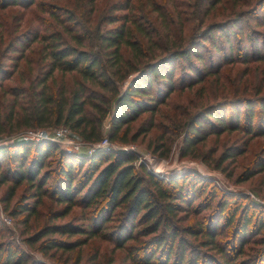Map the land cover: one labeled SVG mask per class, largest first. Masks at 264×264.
<instances>
[{
    "label": "rangeland",
    "instance_id": "374dc122",
    "mask_svg": "<svg viewBox=\"0 0 264 264\" xmlns=\"http://www.w3.org/2000/svg\"><path fill=\"white\" fill-rule=\"evenodd\" d=\"M124 2L125 0H34L4 7L3 0H0V127L4 129L0 131V146L13 145L20 141L30 142L23 140L26 132L30 130L41 129L52 134L60 127H67L69 129L68 138L59 142L53 141L61 150L78 155L90 152L99 144L100 148L94 149L93 154L99 151L133 154L136 159L132 164L138 175L143 178L142 166L157 178L166 180L193 173L206 179L208 184L204 199L197 201L192 197L193 205L209 199L211 191L215 189L219 192V196L221 194L236 195L241 200V206L252 202L260 208L256 211L254 219L261 218L264 221V134L251 136L243 130L224 131L219 135L210 133L192 148L185 147L186 137H190V125L188 124L202 116L211 106L219 104L227 106V104L243 102V100L264 98V60H254L255 55L250 54V61L244 62L242 59L244 52L237 51L233 53V61H226L220 66L219 73L209 74L201 82L193 85L189 83L192 79L185 75L188 74L189 63L178 61L176 65L171 66L176 69L175 90L166 92L165 102L158 103L153 112H142L135 120L124 125L115 139L110 138L112 102V107L99 126L97 139L88 140L80 131L73 130L67 124H55L56 112L51 122L32 126L25 124L24 114L29 109L24 108H30L31 93L20 94L22 96L15 100L16 96L10 94V89L15 86L27 87L46 72L48 61L44 59L42 53L44 44L42 36L61 33L63 38L73 42L72 34L78 33L84 39V45L81 48L91 52H103L99 37L107 28L116 25L108 23L110 14L114 12V7ZM131 3L130 10L116 11L115 14H127L151 32L141 36L133 26V38L138 43L142 57H138L140 51H132L126 46L122 47L124 57L132 66L129 65L131 66L129 68L123 65L119 75L112 76L117 81L120 94L138 75V72L134 70L136 65L151 63L177 49H190L194 43H202L205 46L202 52L208 58L215 51L210 44L203 41L205 33L210 31L211 27L225 23L234 16L237 18L247 14L257 8L261 0H221L212 7H209L207 0H131ZM156 5L160 6L164 12L166 11L167 20H164L160 12L155 9ZM256 12L258 14L253 17L243 16L244 24L248 28L245 32L249 34L254 32L259 35L261 40L259 47L264 54V24L254 18L259 15L261 19H264V5H260ZM67 27L71 34L66 32ZM234 31L236 35L231 39L238 44L242 41H238L240 33L237 29ZM216 37L224 42L219 35ZM24 39H28L29 44L20 46L21 49L18 48V42ZM244 40L248 44L249 40ZM223 54L221 61L225 60V56L230 55L229 51ZM214 57V62L217 63L221 59V53ZM191 62L200 67L204 66L195 59H191ZM120 76L123 79L118 81ZM196 77L193 75V78L196 79ZM53 78V82L52 78L48 81L52 91L59 95L66 90L65 94L68 96L79 76L75 72L61 74L56 71ZM93 89L100 95V105L94 108L87 107V112L94 124H97L99 112L104 111L107 102L112 98L109 92L98 86ZM12 110L16 115L10 121L8 117ZM259 111V108H255V121L260 114ZM244 112L245 108H242L241 120H243ZM89 128L90 126H87V130ZM105 138H108L107 144L102 146ZM68 139L71 140V144L67 143ZM184 150L190 153L184 155ZM232 153L234 156H230ZM56 157L57 154H55ZM55 163L56 161L48 167V170L54 171ZM12 166L16 165L12 164ZM11 185V182H0V246L12 244L19 247L30 259L27 264H33V262L42 264H135L129 259V254L135 250L130 251V249L141 246V248L148 247L150 250L155 246L149 243L153 237L149 235L140 239L141 242L128 241L126 243L128 250L118 247L119 229L126 224L125 213H121V208L117 209L112 216L114 219L109 223L112 227L106 230L110 235L100 233L91 236L84 232L90 224L92 209L78 205L73 207L67 215L61 216L60 211L64 205L47 196L37 202L36 197H32L35 188L27 185V182H23L15 190L13 196L10 194ZM219 196L213 201L212 208L202 209L199 215L188 212L186 215L180 213L179 221H175L174 224L185 227L197 218L202 219L203 217L207 221L208 214L215 207ZM26 204L30 207L35 204L32 213L29 214L23 209ZM239 214L236 215L231 227L222 228L221 234L217 235L216 240L219 247H225L224 255L212 249L211 246H206L204 238L182 234L190 247L185 257L186 264L190 259V254L193 255L194 252L200 255L198 264L259 263L260 260L257 258L264 250V229L259 234L255 229L258 227L257 223L250 225L247 242L243 247V253L240 254L238 241L241 236H236L239 229L237 222ZM65 224L80 227L82 232L72 235L54 233L41 237L33 243L29 242V238L41 234L48 226ZM48 238L70 244L79 242L81 244H76L71 249L47 248L46 246L50 244ZM135 253L137 254V251ZM205 259L211 263H206Z\"/></svg>",
    "mask_w": 264,
    "mask_h": 264
},
{
    "label": "trees",
    "instance_id": "16d2710c",
    "mask_svg": "<svg viewBox=\"0 0 264 264\" xmlns=\"http://www.w3.org/2000/svg\"><path fill=\"white\" fill-rule=\"evenodd\" d=\"M33 1L3 0V6ZM220 1L207 0L209 7ZM260 5H264V0H261L258 7ZM131 7V0H125L120 6L114 7L108 23L116 25L107 28L99 37L103 52H91L81 48L84 45V39L78 33L72 34L73 42L63 38L61 33L42 36L44 43L42 53L44 59L48 61L46 72L27 87L15 86L10 89V94L16 96L15 100L26 95L23 93H31L30 108H24L29 109L24 114L27 126L51 122L56 112L55 124H67L73 130L80 131L88 140L97 139L102 119L107 115L113 103L110 138L115 139L124 125L135 120L142 112H153L158 103L165 102L166 92L175 90L176 69L171 66L176 65L178 61L189 63L188 74L183 71V75L189 76L192 79L189 83L193 85L201 82L209 74L219 73L220 66L226 61H233V53L237 51L244 52L242 58L244 62L250 61V54L255 55L254 60H264L263 51L259 47L260 37L254 32L251 34L245 32L248 28L243 18L246 15L249 18L258 14L257 7L243 16L237 18L234 16L225 23L211 27V30L205 33L203 41L210 44L215 51L208 58L202 52L205 46L202 43H194L190 49H177L154 60L155 62L136 65L134 70L138 72V75L120 94L117 81L112 76L119 75L123 65L129 68L132 66L124 57L122 47L126 46L132 51H140L137 41L133 38V26L141 36L151 32L127 14H115L116 11L130 10ZM155 9L160 12L164 20H167L166 11L164 12L158 5ZM254 18L264 24V19H261L259 15ZM235 29L240 33L238 41L242 40L238 44L231 39L236 35ZM66 32L71 34L68 27ZM216 35H219L224 42L218 40ZM244 39L249 40L248 44ZM25 44H29L28 39L20 40L17 47L21 49L20 46ZM225 51H229L230 55L225 56V60L221 61ZM220 53L221 59L217 63L214 62V55L217 56ZM138 57H142L141 51ZM191 59L203 63L204 66L196 65L191 62ZM56 71L61 74L75 72L79 76L80 80L77 79L74 82V87L68 96L65 94L66 90L59 95L55 94L51 89V84H48L49 79L52 78V82L54 81L53 75ZM193 75L197 76L196 79ZM121 79H123L122 76L118 77V81ZM95 86L109 92L112 98L107 102L104 111L99 112L97 124H94L87 112V107L94 108L100 105V95L93 89ZM242 108H245L243 120H241ZM255 108L260 109L256 121L254 120ZM15 115V111L12 110L8 120L11 121ZM188 125H190V137H186L185 147L190 146L191 148L210 133L219 135L224 131L243 130L251 136L264 134V98L243 100V102H234L227 106L221 104L211 106L207 112ZM87 126H90L89 130ZM0 131L4 129L0 127ZM189 153L190 151L184 150V155ZM55 154H57L56 158ZM230 156H234V153ZM135 159L136 156L133 154L111 151L77 155L61 150L56 143L49 140L20 141L13 145L0 146V182L12 183L10 190L12 196L23 182H27V185L35 188L32 197H36L37 202L47 196L64 205L60 211L61 216L67 215L73 207L78 205L92 209L90 224L84 232L91 236L100 233L110 235L106 230L112 227L109 224L114 219L112 216L117 209L121 208V213H125L126 224L120 227L119 232L117 231L119 248H126V243L130 240L141 242L140 239L153 235L149 243L155 246L150 250L148 247L141 248V246L130 249V251H137V254L135 252L129 254V259L135 264H186L185 257L190 247L182 234L204 238L206 246H211L212 249L224 255L225 247H219L216 240L217 235L221 234L222 228L232 226L238 213H240L237 218L239 229L236 236L242 238L238 241L240 254L243 253V247L247 242L250 225L257 223L258 227L255 229L259 234L262 233L264 221L261 218L254 219L256 211L260 208L252 202L241 206V200L236 195L221 194L219 196V192L213 189L209 199L193 205V198L197 201L204 199L208 191L206 179L193 173H187L180 178L160 179L142 166L143 178L138 175L132 164ZM54 161H56L55 170H48ZM12 164L16 166L13 167ZM43 169L45 170L41 173ZM218 196L219 200L208 214L207 221L203 217L202 219L197 218L185 227L174 224L175 221H179L180 213L186 215L188 212L199 215L202 209L212 208L213 201ZM34 207L35 204H32V207L26 204L23 209L30 214L34 211ZM78 232H82L81 228L73 224L48 226L41 234L29 238V242L33 243L41 237L54 233L72 235ZM48 241L50 244L46 246L47 248L71 249L76 244H81L80 242L70 244L51 238H48ZM199 256L195 252L193 255L191 253L187 264H198ZM29 260V257L17 246L12 244L0 246V264H27ZM257 260L262 261L259 262L260 264H264V250L261 251ZM205 262L211 263L207 259ZM33 264L42 263L33 262Z\"/></svg>",
    "mask_w": 264,
    "mask_h": 264
},
{
    "label": "built area",
    "instance_id": "2783aa9c",
    "mask_svg": "<svg viewBox=\"0 0 264 264\" xmlns=\"http://www.w3.org/2000/svg\"><path fill=\"white\" fill-rule=\"evenodd\" d=\"M69 134V129L67 127H60L57 130H55L52 134L46 133L44 130L41 129H35V130H30L27 131L23 140H28V141H34V142H40L42 140H50V141H62L64 139L68 138ZM108 138L104 139V142H102V146L107 144ZM67 143L71 144V140L68 139ZM100 148V145H96L94 149ZM93 149V150H94ZM93 150H90L88 153H92ZM78 152V151H77ZM76 152V153H77Z\"/></svg>",
    "mask_w": 264,
    "mask_h": 264
}]
</instances>
